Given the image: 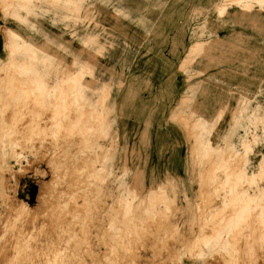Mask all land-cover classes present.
Returning <instances> with one entry per match:
<instances>
[{
    "label": "rangeland",
    "instance_id": "rangeland-1",
    "mask_svg": "<svg viewBox=\"0 0 264 264\" xmlns=\"http://www.w3.org/2000/svg\"><path fill=\"white\" fill-rule=\"evenodd\" d=\"M0 47V264H264V0H0Z\"/></svg>",
    "mask_w": 264,
    "mask_h": 264
},
{
    "label": "bare ground",
    "instance_id": "bare-ground-1",
    "mask_svg": "<svg viewBox=\"0 0 264 264\" xmlns=\"http://www.w3.org/2000/svg\"><path fill=\"white\" fill-rule=\"evenodd\" d=\"M248 1H252V0H248ZM14 77V76H13ZM20 79V78H19ZM22 79V78H21ZM21 82V81H20ZM14 83H15V81H14ZM16 83H18L17 81H16ZM26 84V83H25ZM14 85V84H13ZM16 85V84H15ZM19 86V85H18ZM22 86V83H21V85H20V87ZM33 86V85H32ZM33 88V87H32ZM26 89V88H25ZM66 89V88H65ZM60 90V89H59ZM29 91V90H28ZM64 92V91H63ZM35 95V94H34ZM28 96V95H27ZM65 105H66V103H65ZM85 105V104H84ZM71 106V105H70ZM65 117V116H64ZM64 126V125H63ZM94 126V125H93ZM66 128V127H65ZM67 129V128H66ZM62 131V130H61ZM80 140V139H79ZM88 161V160H87ZM90 165V164H89ZM86 166V165H85ZM87 167V166H86ZM83 170V169H82ZM53 171V170H52ZM85 171H87V170H85ZM83 172V171H82ZM88 172V171H87ZM59 175V174H58ZM230 181V180H229ZM54 182V181H53ZM251 183H252V181H251ZM97 185V184H96ZM228 187V186H227ZM93 188V187H92ZM244 189V188H243ZM66 190V189H65ZM207 191V190H206ZM66 192V191H65ZM64 193V192H63ZM74 193V192H73ZM81 194V193H80ZM82 196V195H81ZM86 198V197H85ZM41 199V198H40ZM62 199V198H61ZM49 200V199H48ZM52 200V199H51ZM46 201V200H45ZM64 201V200H63ZM74 201H76V200H73V202ZM57 202V201H56ZM82 203V202H81ZM94 203V202H93ZM73 204V203H72ZM74 204H76V203H74ZM83 204V203H82ZM12 205V204H11ZM22 204H20V207L19 208H21V211L23 210V209H27L28 207V205L26 206V205H24L23 204V206H21ZM95 205V204H94ZM14 206V205H13ZM77 206H75V208H76ZM80 207V206H79ZM15 208H18L17 206H15ZM23 208V209H22ZM119 208V207H118ZM20 210V209H19ZM25 210H23V212H24ZM26 211H28V210H26ZM25 211V212H26ZM70 212V211H69ZM90 212V211H89ZM27 213V212H26ZM25 213V214H26ZM24 214V213H23ZM77 214V213H76ZM90 214V213H89ZM83 215V214H82ZM260 229V228H259ZM132 230V229H131ZM264 230V229H263ZM253 232V231H252ZM257 232V231H256ZM261 233V232H260ZM122 236V235H121ZM83 237V236H82ZM118 237V236H117ZM258 237V236H257ZM114 239H115V237H113ZM118 239V238H117ZM120 240V239H119ZM75 241V240H74ZM73 241V242H74ZM117 241V240H116ZM124 241V240H123ZM113 242V241H112ZM119 242V241H118ZM92 243V242H91ZM67 244V243H66ZM72 244V243H71ZM76 245V244H75ZM74 246V245H73ZM77 246V245H76ZM109 247V246H108ZM62 251V250H61ZM114 251V250H113ZM65 253H67V252H65ZM62 254V253H61ZM87 258V257H86ZM39 260V259H38ZM55 260V259H54ZM70 260V259H69ZM46 261V260H45ZM50 261V260H49ZM87 261H89V260H87ZM57 262V261H56ZM60 262V261H59ZM62 263V262H61Z\"/></svg>",
    "mask_w": 264,
    "mask_h": 264
},
{
    "label": "crops",
    "instance_id": "crops-1",
    "mask_svg": "<svg viewBox=\"0 0 264 264\" xmlns=\"http://www.w3.org/2000/svg\"><path fill=\"white\" fill-rule=\"evenodd\" d=\"M0 52H1V47H0Z\"/></svg>",
    "mask_w": 264,
    "mask_h": 264
}]
</instances>
